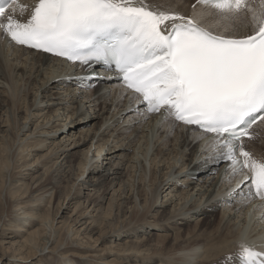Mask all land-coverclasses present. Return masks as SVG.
Segmentation results:
<instances>
[{
  "label": "bare ground",
  "instance_id": "obj_1",
  "mask_svg": "<svg viewBox=\"0 0 264 264\" xmlns=\"http://www.w3.org/2000/svg\"><path fill=\"white\" fill-rule=\"evenodd\" d=\"M143 2L195 15L201 23L215 11H202L196 0ZM21 3L28 6L22 17L27 18L38 0ZM227 25L221 21L209 27L231 35ZM93 72L6 42L0 31V106L6 108L0 115V141L6 145H0V155L7 153L14 169H20L10 179L17 182L11 188L20 190L24 170L40 165L44 175L29 180L45 183V189L52 186L47 191L59 189L57 194L64 190L69 209L75 201L66 242L101 233L94 242L114 244L127 236L125 243L109 247L104 261L63 255L46 264H113L111 257L119 264H239L242 245L264 252V200L249 195L248 170L233 176L226 161L212 159L219 153L202 138L210 136L172 118L165 121L161 114H146L142 98L122 88L113 72ZM88 119L99 121L87 128ZM255 130L260 134L255 141L244 140V147L254 159L264 160V121ZM46 195H38L34 207L43 205ZM20 200L16 219L28 227L32 221L41 224L24 247L29 252L23 258L32 263L55 250L49 248L61 227L56 214L41 218ZM100 250L92 252L101 258Z\"/></svg>",
  "mask_w": 264,
  "mask_h": 264
},
{
  "label": "snow or ice",
  "instance_id": "obj_2",
  "mask_svg": "<svg viewBox=\"0 0 264 264\" xmlns=\"http://www.w3.org/2000/svg\"><path fill=\"white\" fill-rule=\"evenodd\" d=\"M196 3L215 10L211 19L201 23L143 0H38L22 18L26 4L0 0V31L6 42L118 71L147 113L213 134L202 137L219 153L212 159L228 162L233 176L247 169L249 195L264 200V160L244 147L264 121V0ZM221 21L231 35L209 27ZM239 264H264V252L242 245Z\"/></svg>",
  "mask_w": 264,
  "mask_h": 264
},
{
  "label": "rangeland",
  "instance_id": "obj_3",
  "mask_svg": "<svg viewBox=\"0 0 264 264\" xmlns=\"http://www.w3.org/2000/svg\"><path fill=\"white\" fill-rule=\"evenodd\" d=\"M95 74H96V72H95ZM5 110H6V108L0 106V115H2ZM3 120H5L4 115H3ZM98 121L99 120L89 121V119H88L87 128L92 127V122H98ZM259 132H260V130L259 131L255 130V132H253V133H255L253 140L251 139L250 141H255L257 138L256 135L260 134ZM0 135H3V134H0ZM89 144L90 143H87V145H85V147H88ZM0 145H2V147H3L2 149H4L6 147V145L4 144V140L0 141ZM85 147H83V148H85ZM0 149H1V147H0ZM0 152H1V150H0ZM45 152H46V150H43L42 152L39 153V155H42ZM6 154H4V156H2V153H1V155H0V245L2 244L0 246V264H33V263L34 264H46L47 263V262H45L46 259L60 260L58 258H61L63 255H66V256L71 255L72 257L76 256V257H78L77 259L83 258V255L84 256L88 255V256H91L89 261L97 262L100 259L104 261L105 258L108 256V254L109 253L111 254V251L109 249V247L111 245L115 246L117 243H125L126 242L127 236L123 237V239L120 238L114 244H106V243L102 244V240L98 241V242H94V240L99 239L101 233H98L97 235H95L93 237V239L87 238L86 240L81 241V242L79 239H74V242L73 241L72 242H66L64 234L68 230L69 222L71 220V219L69 220V218H70V216H72V212L74 210L73 204L75 203V201L70 202V204H69L70 209H69L67 207H68V203H69L70 199L68 201H66L65 191L62 188L61 189L63 190V192L60 194H57L59 189H57V190L52 189V190L47 191V189L51 188L52 186L45 189V187H43V185L45 183H42L40 181H39V183L38 182L34 183V182H32V179L29 180L32 177H34L35 179H38L44 175V169H42L43 167H41L40 165H36V167H34V168H37L36 171H26V170H24V172L22 171L24 173L22 178L23 177L24 178L22 179L23 180L22 182L18 183V184H22L20 190H19V187L15 188V189H14V187L11 188V186L16 185L17 182L13 181V180L10 181V179H12L13 176H18L19 175L18 171L20 169L19 168H17V170L14 169L13 163L11 162L10 159L7 160L8 155H6ZM76 157H78V156H76ZM78 158H80V157H78ZM31 159H33V158H31ZM35 159L33 161H35ZM70 160H73V158H70ZM60 161H62V159L59 160V162ZM4 162L6 165L3 164ZM25 169H26V167H25ZM57 182H58V178L56 180V183ZM78 184H80V183H78ZM36 187L38 188V192H37ZM46 193H47V195L44 197L45 202L43 203V205L34 207L35 205H38V203H35L38 199V195H40V194L43 195ZM20 199H22L24 201L27 200V202L25 203L24 206H26V210H28V212L32 211L35 215L38 214V216H40L41 218L43 216L47 215L48 213H51L52 215L56 214L57 220L55 221L56 222L55 224L57 227H61L59 230L60 232L58 233V235L56 237V240L54 241L53 245H51V248H49L50 250H54V249L55 250L51 254H48L49 253L48 252L47 253L48 255H46V256L35 258L34 260H32V263H30L31 260L29 262H27V261H25V258H23V256H27L28 252H29V250H24V247L25 248L28 247L27 246V242L29 240L28 234L31 231L40 227L41 224L36 225L37 222H33V221L31 222L30 221L31 224L28 227L27 226L28 224L24 226L23 222L16 219V218H18V213H21L17 210L19 204H21V202H23ZM57 221H61L62 223L63 222L64 223L63 224H57ZM23 228L27 229L28 232H22L21 229H23ZM150 231L151 230H149L148 232H150ZM1 232L3 233V235H1ZM7 233H8V235H7ZM142 234L143 233H141V234L139 233V235H142ZM36 236H38L39 240H40V235H36ZM86 241H87V243H86ZM42 243L43 242L39 243L40 246L42 245ZM99 248H101L100 251H102V249L104 250V253L101 252V253H103L101 258L96 257V253L92 252L93 249H99ZM21 260H23V261H21ZM108 261H111L113 264H119V262H120L119 260L114 259L112 257L109 258Z\"/></svg>",
  "mask_w": 264,
  "mask_h": 264
}]
</instances>
